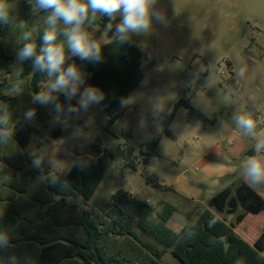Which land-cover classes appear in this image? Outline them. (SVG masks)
Returning a JSON list of instances; mask_svg holds the SVG:
<instances>
[{
  "label": "rangeland",
  "instance_id": "rangeland-1",
  "mask_svg": "<svg viewBox=\"0 0 264 264\" xmlns=\"http://www.w3.org/2000/svg\"><path fill=\"white\" fill-rule=\"evenodd\" d=\"M156 7L166 15L167 26L154 20L149 34L131 38L155 65L128 99L129 105L116 124L109 125L101 104L78 117L73 114L67 126L53 123L51 105L34 104L27 91L15 96L18 104L27 105L25 111L36 110L34 121L24 120L25 111L21 120L35 129L27 151L45 152L43 169L52 155L65 161L67 169L64 174L59 168L51 171L65 176L79 157H97V148L115 154L93 198L85 201L78 196L69 202L100 211L116 191L125 190L140 201H150L153 220H157L164 202L175 205L177 212L168 226L180 232L208 208L207 199L216 192L208 187L205 173L207 162H216L217 150L230 147L238 139L254 146V140L236 130L232 115L241 108L254 110L257 103L264 104V0H158ZM118 22L119 17L114 23ZM97 27L94 35L99 38L105 26ZM72 62L73 57L68 63ZM241 67L247 68L246 77L237 85L236 73ZM209 72L217 75L212 88L205 86ZM170 93L175 94V100L166 104L165 111L173 109V122L181 109L187 110L180 121L188 127L184 133L183 127L178 133L170 130V115L158 122L153 119L152 101ZM59 99L68 103L63 95ZM181 101L189 103L191 110L177 107ZM89 118L92 123L85 126ZM258 125L257 130L264 131V121ZM77 128L85 135H74ZM55 134L59 136L54 138ZM155 140H159L158 149L146 164L148 153L153 152L149 145ZM130 149L132 154H128ZM247 156L250 153L243 158ZM176 177H183L193 188H202L205 197L195 202L173 192L167 185ZM160 249L165 250V263L179 264L170 250Z\"/></svg>",
  "mask_w": 264,
  "mask_h": 264
},
{
  "label": "trees",
  "instance_id": "trees-1",
  "mask_svg": "<svg viewBox=\"0 0 264 264\" xmlns=\"http://www.w3.org/2000/svg\"><path fill=\"white\" fill-rule=\"evenodd\" d=\"M8 2L14 6L15 20L0 24V107H9L14 123L10 124L11 140L0 144V175L12 177L8 184H0V230L11 237V247L0 250V264H7L13 255L19 264H23L25 256L32 257V264H167L165 250L160 247L170 250L179 264H264V229L253 244L236 232L248 215L264 212V198L246 183L216 194L194 222L177 232L168 226L177 212L169 202L163 203L157 220H153L150 204L125 190L116 191L100 211L69 202L78 196L85 201L93 198L115 159L108 149L97 148V157H79L65 176L50 171L48 166L42 170L32 167L27 148L35 129L21 120L27 105L18 104L11 85L16 80L15 73L23 69L20 79L24 91L32 96L43 88L45 76L33 71L30 60L20 64L17 52L19 23L23 21L28 30L43 29L45 14L33 16L27 0ZM107 23L108 18L102 17L97 26ZM102 55L100 63L78 57H73V62L87 74L88 85L105 93L101 105L111 126L124 114L121 98H130L155 61L132 40L123 45L113 40L103 46ZM181 106L191 110L187 102H178L177 107ZM158 146L159 140L150 143L153 152L148 153L146 164ZM132 153L130 149L128 154ZM81 161L85 167L80 166ZM48 176L66 180L68 187L59 182L52 184ZM213 217L216 223L210 227L208 221ZM226 217H232V221ZM184 229L195 231L196 236L177 243Z\"/></svg>",
  "mask_w": 264,
  "mask_h": 264
},
{
  "label": "clouds",
  "instance_id": "clouds-1",
  "mask_svg": "<svg viewBox=\"0 0 264 264\" xmlns=\"http://www.w3.org/2000/svg\"><path fill=\"white\" fill-rule=\"evenodd\" d=\"M33 16H43V29L34 27L25 29L23 21L18 25L20 30L19 50L17 61H31L33 71L45 76V84L42 90L32 94L34 104L52 106L55 115L53 123L68 125L73 118L81 113H87L93 106L100 105L105 100V93L98 87L87 85V74L75 62L68 63L72 57H78L82 61L100 63L103 60L102 48L111 41H117L123 45L128 43L133 35H147L152 31L153 21L167 26L166 15L157 9L158 0H27ZM14 6L8 0H0V24L7 25L15 20L12 15ZM176 11V8H175ZM107 17L108 23L103 29L102 35L97 38L94 33L98 30L97 22ZM119 17V22L114 23ZM114 30V31H113ZM113 36L109 38L108 33ZM63 37L60 41L59 38ZM247 68L238 69L236 84L246 77ZM23 69L15 73L16 80L11 85V92L16 96L23 94V81L20 79ZM217 75L209 72L206 85L212 88L216 84ZM195 79L191 81V85ZM219 91V89H218ZM226 93L225 95H227ZM63 95L67 104L60 102ZM167 97V99H165ZM76 100L75 104L71 101ZM175 100V94L157 96L152 101V116L158 122L162 116L171 115L173 109H166L169 101ZM121 108L129 105L127 98H121ZM206 112V110H205ZM207 113V112H206ZM187 110L181 109L177 119L170 125V130L178 133L183 127L181 117H186ZM36 110L29 108L24 112V120L34 121ZM232 120L236 130L244 136L251 138L254 143V155L247 156L238 169L239 176L250 188L264 190V135L257 132L258 122L264 121V104H256L254 110L241 108L234 112ZM14 123L12 113L7 105L0 107V144L6 145L13 136ZM92 123L91 118L85 122V126ZM158 128V124H157ZM188 127H183V133ZM182 133V134H183ZM181 134V135H182ZM76 136H83L82 128L74 132ZM32 167L43 169L46 154L43 151L33 149L29 153ZM47 165L50 171L59 168L64 174L67 167L63 160L55 156L47 157ZM85 167V162H80ZM52 184L61 183L68 187V182L54 176L47 177ZM12 177L0 175V184H8ZM150 203V201H148ZM209 226H214L216 218H210ZM196 236L195 231L184 229L178 235L177 243L187 242ZM11 247V237L7 231L0 230V250ZM7 264H19L18 258L13 255L8 257ZM23 264H32V257H23Z\"/></svg>",
  "mask_w": 264,
  "mask_h": 264
},
{
  "label": "crops",
  "instance_id": "crops-1",
  "mask_svg": "<svg viewBox=\"0 0 264 264\" xmlns=\"http://www.w3.org/2000/svg\"><path fill=\"white\" fill-rule=\"evenodd\" d=\"M257 131L264 135V131L261 130V128ZM247 153L254 155L253 142H243L240 139L235 140L234 143L226 149L219 148L217 150L216 162H207L206 164L205 178L207 179L208 187L216 191L209 199H207V201L226 188H234L241 183H246L240 178L238 169L244 161L243 155H246ZM167 187L173 192L195 202L205 197V191L202 188L191 187L183 177H176L174 182L171 185L168 184ZM255 190L264 198V190ZM231 221L232 219L229 220V222ZM248 223H251V226ZM263 229L264 212L256 217L248 215L245 220L237 226L236 232L250 244H253L260 236Z\"/></svg>",
  "mask_w": 264,
  "mask_h": 264
},
{
  "label": "water",
  "instance_id": "water-1",
  "mask_svg": "<svg viewBox=\"0 0 264 264\" xmlns=\"http://www.w3.org/2000/svg\"><path fill=\"white\" fill-rule=\"evenodd\" d=\"M58 136H59V135L55 134V135H54V138H57Z\"/></svg>",
  "mask_w": 264,
  "mask_h": 264
}]
</instances>
